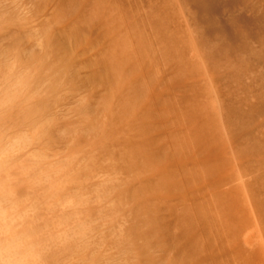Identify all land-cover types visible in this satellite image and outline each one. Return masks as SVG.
I'll return each mask as SVG.
<instances>
[{
  "label": "rangeland",
  "instance_id": "obj_1",
  "mask_svg": "<svg viewBox=\"0 0 264 264\" xmlns=\"http://www.w3.org/2000/svg\"><path fill=\"white\" fill-rule=\"evenodd\" d=\"M213 20L0 0V159L35 160L38 264H264V0L222 10L234 39Z\"/></svg>",
  "mask_w": 264,
  "mask_h": 264
},
{
  "label": "bare ground",
  "instance_id": "obj_2",
  "mask_svg": "<svg viewBox=\"0 0 264 264\" xmlns=\"http://www.w3.org/2000/svg\"><path fill=\"white\" fill-rule=\"evenodd\" d=\"M192 1L197 10H202L213 16L214 26L220 34L230 39L238 36L233 22H228L227 25L221 23L223 24L221 26L219 21L222 10L229 6L233 0H221L222 2L219 0ZM17 99L18 91L7 93L0 100V109L8 110L9 106L17 104ZM29 109L30 107H25V112L28 113ZM31 141L32 137L27 136L26 142ZM21 145V143H16L13 147H20ZM31 160L34 162L32 167L27 165L19 156H4L0 159V264H38L40 258L39 250L36 248L40 238L37 237L33 226L37 210L32 206L25 209L18 203V201L21 202V196L24 193L29 198L36 200L39 194L41 196L45 194L44 191L38 192L36 188L33 174L35 160ZM32 181H34L32 183L34 186L28 190L27 184ZM44 203L47 207H52V204L47 200ZM62 210L67 211L66 207H63Z\"/></svg>",
  "mask_w": 264,
  "mask_h": 264
}]
</instances>
